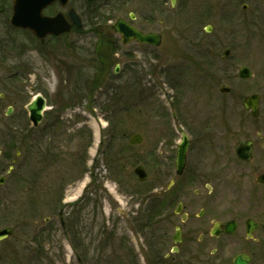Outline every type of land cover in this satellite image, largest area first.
Masks as SVG:
<instances>
[{
    "label": "rangeland",
    "instance_id": "rangeland-1",
    "mask_svg": "<svg viewBox=\"0 0 264 264\" xmlns=\"http://www.w3.org/2000/svg\"><path fill=\"white\" fill-rule=\"evenodd\" d=\"M167 1L166 11L156 0L56 4L45 14L75 9L84 34L55 42L13 30L0 7V84L12 87L0 107V230L14 231L0 243V264H149L150 233L135 231L134 219L149 196L168 185L158 174L174 158L172 139L177 141L182 130L192 133L193 142L203 135L207 146L234 144L223 137L241 131L244 98L259 94L264 110V0H184L175 9ZM119 18L166 37L154 50L121 46L102 76L94 61L97 45L102 37L116 45V37L107 33ZM208 25L211 33L205 32ZM5 41L7 49L2 48ZM225 49L230 50L227 58ZM241 67L254 77L241 79ZM120 85L136 106L119 120L120 113L113 115L121 123L116 132L123 136L116 135L105 158L104 147L98 152L108 127L104 104L109 87ZM221 85L229 93L220 92ZM37 94L47 99L50 110L33 129L26 106ZM9 107L13 111L7 115ZM172 110L184 116L183 129L175 127ZM134 134L143 136L142 145H129ZM138 165L149 175L144 184L134 173ZM62 211L66 228L60 223ZM109 234L114 240L103 238Z\"/></svg>",
    "mask_w": 264,
    "mask_h": 264
},
{
    "label": "flooded vegetation",
    "instance_id": "flooded-vegetation-1",
    "mask_svg": "<svg viewBox=\"0 0 264 264\" xmlns=\"http://www.w3.org/2000/svg\"><path fill=\"white\" fill-rule=\"evenodd\" d=\"M10 2L11 5L7 7ZM156 2L167 10V0ZM169 3L171 9H175L186 2L170 0ZM12 5L13 0H0L6 22L15 31L30 33L11 25ZM206 11L209 16L214 13L210 7ZM58 13L46 16L53 17ZM129 19L134 21L136 18L131 19L129 14ZM133 26L143 33L160 35V46L138 42L124 45L122 37L109 30L107 34L116 37L114 47L117 51L130 44L147 46L153 50L162 46L166 37L164 33L145 32ZM74 33L82 35L84 31L73 29L67 35ZM94 34L101 36L99 33ZM63 36L34 38L40 42H55ZM8 46L10 44L5 41L2 48L7 49ZM182 62L178 65L182 66ZM11 93L12 87L5 84L2 88L0 84V107L8 101ZM261 103L260 100L257 117L251 116V111L244 110L240 121L243 124L241 131L235 134L230 132L223 137L234 140V144L226 141L213 142L207 146L203 142V135H198L194 144L192 133L187 131L189 147L180 176L176 175L175 163L182 133L177 141L172 139L173 146L170 147L176 150L174 163L170 156L171 163H168L164 172L160 169L158 174L162 180H168V185L158 196L156 194L148 199L144 210L137 215L141 216L134 219L135 231L150 233L147 243L149 264H264V110L261 109ZM171 119L176 128L185 126L186 121L180 113L177 115L173 112ZM196 148L199 152L193 158ZM63 218L62 211L60 223L62 228H66ZM103 238L114 240V235H103Z\"/></svg>",
    "mask_w": 264,
    "mask_h": 264
},
{
    "label": "water",
    "instance_id": "water-1",
    "mask_svg": "<svg viewBox=\"0 0 264 264\" xmlns=\"http://www.w3.org/2000/svg\"><path fill=\"white\" fill-rule=\"evenodd\" d=\"M69 1L70 0H14L11 24L17 28L30 30L38 38H44L48 35L58 36L65 32H69L72 28V24L75 25L78 29H81L83 27L81 19L74 9H70L68 12L72 24L69 23V21L62 13H59L55 17H48L43 15L44 9L54 4L55 2H59L62 7H66ZM246 8L247 6L245 5L244 9ZM111 28L116 33L121 34L123 44L137 41L142 44H151L155 46L160 45L161 38L159 35L143 34L131 25H128L122 19L117 20L111 26ZM210 31L211 29H207V32ZM229 52V50H225L223 56L228 57ZM239 77L242 79H250L253 77V73L250 71V69L241 67ZM220 90L221 92L225 93H228L230 91L229 88L224 85L221 86ZM259 99V95H252L247 97L244 101L245 108L252 109V114L254 116L258 115ZM27 110L30 113V121L32 122L34 127H37L42 121L43 112L46 110L45 99L40 95L36 96L35 99H33V101L27 106ZM11 112L12 109L9 110V113ZM142 141L143 139L140 135H134L130 139V144H141ZM188 145V138L185 134H183V140L178 147L177 153L178 174H181L184 168ZM135 172L138 175L140 181L146 180V173L144 172V169L142 167H138ZM11 234L12 230L10 228H6L0 231V242L7 239L9 236H11Z\"/></svg>",
    "mask_w": 264,
    "mask_h": 264
},
{
    "label": "trees",
    "instance_id": "trees-1",
    "mask_svg": "<svg viewBox=\"0 0 264 264\" xmlns=\"http://www.w3.org/2000/svg\"><path fill=\"white\" fill-rule=\"evenodd\" d=\"M97 49H98L97 51L98 58L96 59V61H98V64L101 67L100 70L98 71V74L103 76V73L105 72L104 68L106 67V65L111 63L110 60L111 61L114 60L113 59L114 51L117 52V48H115L114 45L110 44L109 41H106L104 37H102V39H100L97 45ZM95 87H99V85L96 83H93V88ZM122 87H124V85H120L118 87H109L111 91H109L108 93L109 95L107 96V99L104 104L106 107V110L109 112L108 117H106V121L108 122V127L103 132L102 143L100 145L101 151L103 147L105 148L104 152H102V155L105 158H107L108 153L113 148L114 143L116 142V135L121 136V137L123 136V133L116 132L117 127L121 124L120 122L118 123V120L120 118L119 116H121L124 111H130L129 109L134 108V106H136L129 102L130 99L128 100V98L125 97V93L121 91V90H124ZM121 95H123V97H122V100L120 101L119 97ZM113 115H117L116 118H118V120H115V119L113 120ZM30 206L31 208L34 207V205H30Z\"/></svg>",
    "mask_w": 264,
    "mask_h": 264
}]
</instances>
